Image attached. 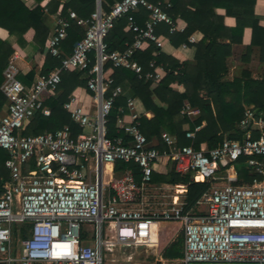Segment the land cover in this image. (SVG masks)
<instances>
[{
    "label": "built area",
    "instance_id": "built-area-1",
    "mask_svg": "<svg viewBox=\"0 0 264 264\" xmlns=\"http://www.w3.org/2000/svg\"><path fill=\"white\" fill-rule=\"evenodd\" d=\"M170 7V0H116L108 10L96 2L88 18L78 17L73 10L56 14L45 49L60 58L59 66L39 74L29 85L17 78V68L5 69L0 87L8 104L0 117V148L8 152L5 166L10 179L0 191V264H103L105 252L116 245L154 241L159 220L181 222V264H264V121L257 120L254 110L244 111L240 127L246 133L241 141L224 139L218 147L195 149L177 146L176 138L163 131L161 139L167 149L160 151L142 133L137 116L126 119L133 101L127 96L117 108L116 120L125 137L106 136L107 115L124 90L119 84L113 86L105 64L156 80L159 73L144 72L134 56L145 41L157 49L154 56L159 53L164 43V36L157 32L161 24L168 26L169 33L183 30L168 14ZM142 9L147 15L140 24L135 15ZM120 17L126 18L133 40L123 50H108L104 37ZM72 21L84 29V35L73 43L69 54L62 55L61 42ZM188 41H196L195 36L191 34ZM149 67L156 68L154 59ZM68 69L85 72L86 88L95 105L91 113L74 104L73 96L64 103L82 131L74 133L66 124L41 134H22L24 121L38 111L50 113L43 105L44 96L55 92L61 72ZM188 112L185 105L181 113ZM252 130L259 135L254 137ZM191 135L187 130L186 137ZM241 157L261 179L236 183L233 162ZM161 159L169 161L175 172L189 174L191 180L213 182L194 208L185 209L186 184H152V171ZM118 161L136 163L140 180L131 169L104 179L105 166ZM154 196L167 199L157 202L162 205L159 210H148L149 197ZM23 224L28 225L27 234L15 235V226ZM84 224L93 229V246L82 239Z\"/></svg>",
    "mask_w": 264,
    "mask_h": 264
},
{
    "label": "trees",
    "instance_id": "trees-1",
    "mask_svg": "<svg viewBox=\"0 0 264 264\" xmlns=\"http://www.w3.org/2000/svg\"><path fill=\"white\" fill-rule=\"evenodd\" d=\"M27 7L22 0H0V27L8 32V36L17 34L25 41H34L43 46L50 34V25L47 23L49 14L67 15L73 10L78 17L88 18L94 11L97 0H49L46 4V13L40 3ZM116 0H100L101 6L108 10ZM257 0H170L171 7L168 14L176 20L183 19L186 28L183 32L169 33L168 26L162 25L158 29L175 46L187 43L195 47L194 63L179 61L178 59L157 51L149 41H145L142 48L136 53V59L143 67V71H157L156 80L139 77L132 70L125 67H113L110 62L105 64L106 74L113 78L114 85L129 86L132 94L138 97L146 110H151L154 116L150 119L144 115L137 116L140 129L149 142L155 144L160 151L167 149L161 139V132L166 131L176 138L177 146L190 145L195 149L205 143L207 148L218 147L224 139L243 140L246 130L240 127L246 108L256 112V116L264 120V72L260 78H252L248 67H243L240 74L232 80L226 79L228 72L226 59L232 54L234 43H243L245 31L251 30V40L245 45L241 59L248 62L254 47L259 51V58L264 63V28L261 27L254 13ZM223 8V15L217 13ZM147 15L142 9L136 14L138 23H143ZM233 17L235 24L229 27L225 17ZM193 33H201V39L195 44L188 41ZM84 35V29L72 21L67 36L61 42L63 54H69L73 43ZM218 39H228V42H218ZM133 34L128 31L125 17L114 21L112 28L104 37L108 50H123L132 42ZM13 48L7 38H0V86L4 80L3 71L8 65V59ZM92 56V55H91ZM155 60L156 68L151 69L149 62ZM60 58L45 56L42 74L48 73L59 66ZM153 82L156 87L151 89ZM86 87L85 72L77 69H68L61 72V81L55 92L44 96L43 105L50 109L48 115L36 112L32 118L24 121L21 133L24 135L41 134L53 131L63 125H70L76 132L71 120L70 110L64 108L73 95L77 96L80 89ZM166 104L161 107L155 104L152 96ZM7 103V97L0 87V112ZM125 104L122 96L115 99L114 108L106 118V136H124L116 127V120L120 115L117 108ZM188 105L197 109L198 114L192 118L189 114H182L181 110ZM204 123V124H203ZM188 125L191 137H186L183 126ZM201 126L196 130V127ZM259 133L253 134L257 137ZM8 152L0 148V191L10 179V172L5 166ZM238 173V184L251 183L255 174L246 165L245 157L233 162ZM31 166L34 167L33 163ZM31 167V168H32ZM130 168L137 180H140L139 167L136 163L116 162L115 173ZM152 182L168 184H186L184 200L185 209H192L203 193L212 185L211 180L194 181L189 174L180 175L174 169L159 164L152 172ZM28 225L15 226V235L25 236ZM85 234H82V239ZM183 234L182 224L175 220H159L158 222V253L163 259H177L182 257Z\"/></svg>",
    "mask_w": 264,
    "mask_h": 264
},
{
    "label": "crops",
    "instance_id": "crops-1",
    "mask_svg": "<svg viewBox=\"0 0 264 264\" xmlns=\"http://www.w3.org/2000/svg\"><path fill=\"white\" fill-rule=\"evenodd\" d=\"M22 1L29 8H33L38 4V2L36 0H22ZM48 1L49 0H43L40 3V5L43 7V9L46 13L48 12V8L46 7V4ZM58 1L62 2L61 0H58ZM217 13L223 15L225 13V10L223 8H218ZM254 13L257 16L260 25H262L261 27L264 28V0H257L256 1L255 5H254ZM55 16L56 15L49 14L48 18H47V23L50 25L49 26L50 27L49 36L51 35V33L53 31L54 17ZM176 20L179 22V26L182 27L183 30L178 29L175 32H183L186 28V22L180 18H177ZM224 21H225L226 25H228L229 27H232L235 24V20L233 17L226 16ZM162 25H165V24H161L157 28V32L164 36V43H163V47L158 52H162L166 55L172 56V57L178 59L179 61H186L189 63H194L195 47L193 45H189L187 43H186L185 47L182 46V43L177 45V46L173 45L163 33L158 31V29L161 28ZM192 35L195 36L196 41L192 42L191 44H195L202 37L201 33H193ZM49 36H48V38H49ZM0 38L1 39L7 38L8 41L10 42L13 50H14L12 55L8 59V65L7 66L12 65L15 68H17V70H18L17 78L20 80V82H22L24 85L31 84L33 82V80L39 74H41V70L43 68V64L45 61V56L47 54L46 49H45L47 41L45 42V44L43 46H40L38 43H36L32 40L25 41L24 39H21L20 36L17 34L8 36V32L1 27H0ZM250 40H251V30L248 29L245 31V34L243 36L244 42L241 44L240 43L239 44L234 43L232 45V54L230 56H228L226 59L227 67H228L226 79L232 80L234 76H237L240 74V71H241V69H243V67H248L250 69L252 78L257 79V78L261 77L262 73L264 72V63L261 62V60L259 58V51H258L257 47H254L253 51L251 52L248 62H244L241 59V55L244 52L245 45L247 44V42H250ZM218 42H228V39H218ZM7 66L5 67V69L7 68ZM5 69H4V71H5ZM4 71H3V75H4ZM121 86L124 90V93L122 95H119V96H122L124 99H126L127 96L133 98L131 113L130 114L128 113V115L126 116L127 120H131V117H133V116L144 115L148 119H150L154 116L153 111L146 110L143 103L141 102V100L132 94L131 90L129 89V86H126L123 84ZM155 87H156V82H153L151 85V89H153ZM73 97L76 98V102H74V104H76V103L81 104L86 108L87 111L94 113L95 105H94V101L92 98V92L89 91L86 87L81 88L78 95L77 96L73 95ZM152 99L154 100L155 104H157L158 106H161L164 108L166 107V104L163 102H160L156 98V96L153 95ZM7 104H8V100L0 112V117L5 115L6 110H7ZM44 107L49 109L46 106H44ZM188 114L192 118H194L198 114V111H197V109H193V108L189 107ZM256 118H257V120L264 121L261 117L258 118L256 116ZM72 123H73V121H72ZM75 126L78 127L77 125H75ZM200 127L201 126H198L196 128L199 129ZM78 128H79L78 132H81L82 128H80V127H78ZM183 128L185 130H187L188 125L185 124L183 126ZM73 132L75 133L74 130H73ZM255 133H258V131L252 130V134H255ZM200 148H207L206 144L201 143ZM263 161H264V158H263ZM31 163L32 162H30V165H29L30 168L32 167ZM159 164L166 165L168 168L172 167L169 161H166L165 159H161L155 164L153 171L157 168V166ZM127 169H130V168H127ZM105 170H106V173L104 174V179H108L111 176L114 178L121 176L125 169L120 171V172L115 173L114 165L107 164L105 166ZM137 181H139V180H137ZM237 182H238V173H237ZM152 184L158 185V186L171 185L168 183H161V182H159V183L152 182ZM82 228H83L82 234L83 233L85 234V238L83 239V241L86 244L93 246L94 244H92V241H94V234H93L92 227L88 224H84L82 226ZM182 234H183V231H182ZM154 239H155V244L151 245V248L156 247L157 251H158V225H157V232H156V235L154 236ZM182 254H183V247H182ZM181 258H177V259L180 260ZM168 260H175V259H168Z\"/></svg>",
    "mask_w": 264,
    "mask_h": 264
},
{
    "label": "rangeland",
    "instance_id": "rangeland-1",
    "mask_svg": "<svg viewBox=\"0 0 264 264\" xmlns=\"http://www.w3.org/2000/svg\"><path fill=\"white\" fill-rule=\"evenodd\" d=\"M88 130L89 128L87 127L85 131ZM166 199L167 198L165 197L159 196L149 197V205L147 206V209L153 211L159 210L162 205L157 202H161ZM13 238H15L14 235ZM143 241L144 240L142 239L139 240V242ZM92 244H94V241H92ZM147 244L148 245L128 247H120L119 245H116L113 247L112 251L105 252L103 264H181L179 259L168 260L161 258L157 248H151V245L155 244V239L154 241H148ZM13 245H16L15 240Z\"/></svg>",
    "mask_w": 264,
    "mask_h": 264
},
{
    "label": "water",
    "instance_id": "water-1",
    "mask_svg": "<svg viewBox=\"0 0 264 264\" xmlns=\"http://www.w3.org/2000/svg\"><path fill=\"white\" fill-rule=\"evenodd\" d=\"M97 3L99 4L100 3V0H97Z\"/></svg>",
    "mask_w": 264,
    "mask_h": 264
}]
</instances>
